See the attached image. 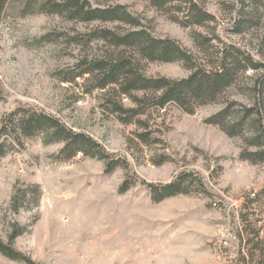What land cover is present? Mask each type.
I'll use <instances>...</instances> for the list:
<instances>
[{
	"label": "rangeland",
	"instance_id": "374dc122",
	"mask_svg": "<svg viewBox=\"0 0 264 264\" xmlns=\"http://www.w3.org/2000/svg\"><path fill=\"white\" fill-rule=\"evenodd\" d=\"M42 1L0 0V128L17 106L37 107L91 136L119 164L106 171L104 159L82 152L63 160L62 142L0 132V239L17 234L11 245L24 258L0 252V264H244L242 255L247 264H264V163L242 157L256 149L249 145L255 132L229 136L208 121L226 106L234 114L252 108L256 94L264 104V0L244 8L237 0H194L213 17L201 25L188 23L176 3L89 0L124 5L202 66L212 68L225 46L263 63L239 71L214 102L191 113L171 102L136 101L143 92L91 89L88 74L77 76L81 61L129 50L101 41L86 46L72 36L94 27L124 33L128 26L22 11ZM234 24L245 29L233 31ZM141 71L171 79L190 73L178 61H144ZM181 173L190 175L189 192L155 201L146 184L170 183Z\"/></svg>",
	"mask_w": 264,
	"mask_h": 264
},
{
	"label": "trees",
	"instance_id": "16d2710c",
	"mask_svg": "<svg viewBox=\"0 0 264 264\" xmlns=\"http://www.w3.org/2000/svg\"><path fill=\"white\" fill-rule=\"evenodd\" d=\"M156 6L167 3H176L186 13L188 23L201 25L213 19L202 6L194 0H150ZM242 8L245 5H258L261 0H237ZM184 5L183 7L181 5ZM30 2L23 6V12H45L63 15L70 21L85 23L118 22L127 25L124 33H117L111 29L94 27L85 33L72 36V41L88 46L91 42H104L106 46L128 49V53L113 54L106 52L101 58L82 60L80 65L84 69L77 74L90 76L91 89H105L112 86L115 95H132L133 92H143V97L136 99L147 106L164 107L168 103H174L186 112H193L195 105L214 102L237 78L239 71L247 69H259L263 63L254 59L246 50L239 46H225L210 62L211 67L198 64L186 48L182 47L175 39L159 38L144 28L138 15L127 11L124 5H104L97 3L92 5L89 0H43L40 3ZM182 10V11H183ZM244 23H241L243 25ZM246 25V24H244ZM245 26L234 24L233 31L241 32ZM144 61L154 62H181L190 70L186 78L171 79L167 77H149L141 71V63ZM258 89L256 88L255 91ZM255 104L252 108L243 110L241 113H232L231 107L226 106L208 121L216 123L229 136L240 135L245 129L255 132L249 139V145L255 150L246 151L242 157L252 163H264V104L256 94ZM114 110L120 109L112 99ZM19 115L18 118L15 116ZM0 128L1 134L17 137H34L42 134L45 143L62 142L58 157L67 160L74 157L78 152L85 155L105 160L106 171H111L119 164V160L107 154L100 144L91 136L82 131H74L60 118L45 112L37 107L19 105L4 119ZM250 128V129H249ZM4 153V143H0V156ZM190 175L179 174L173 181L166 184H146L151 190L155 201L178 193H188ZM126 180L120 187L124 191L128 187ZM15 199V195H14ZM247 226L245 225V228ZM17 235V234H16ZM11 236L8 243L0 239V252L10 259H24L15 250L11 242L16 236ZM249 240H247L248 243ZM243 242V241H242ZM244 264L247 259L242 255Z\"/></svg>",
	"mask_w": 264,
	"mask_h": 264
}]
</instances>
